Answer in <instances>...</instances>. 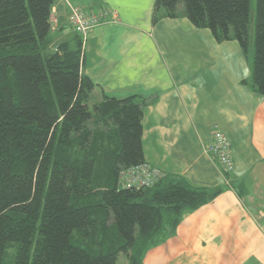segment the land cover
<instances>
[{"label":"trees","instance_id":"16d2710c","mask_svg":"<svg viewBox=\"0 0 264 264\" xmlns=\"http://www.w3.org/2000/svg\"><path fill=\"white\" fill-rule=\"evenodd\" d=\"M56 0H0V264H141L220 190L180 176L121 186L146 164L144 97H94L83 41L53 45ZM185 17L216 42L251 43L264 97V0H155L152 23Z\"/></svg>","mask_w":264,"mask_h":264},{"label":"crops","instance_id":"0c3cea01","mask_svg":"<svg viewBox=\"0 0 264 264\" xmlns=\"http://www.w3.org/2000/svg\"><path fill=\"white\" fill-rule=\"evenodd\" d=\"M67 1L84 13H116L88 33L81 71L95 85L96 99L148 100L145 162L193 187L221 191L185 213L141 264H264V97L252 87V43L245 54L236 41L218 43L185 17L153 24L155 0ZM69 14L66 2L56 0L54 46L75 40ZM216 129L230 144V174L203 150Z\"/></svg>","mask_w":264,"mask_h":264},{"label":"built area","instance_id":"2783aa9c","mask_svg":"<svg viewBox=\"0 0 264 264\" xmlns=\"http://www.w3.org/2000/svg\"><path fill=\"white\" fill-rule=\"evenodd\" d=\"M69 7V23L75 32L81 36L83 44L86 41L88 33L95 27L107 22L109 16L115 18V11L103 9L96 13H84L79 9L71 7L67 0H64ZM51 21L55 22L53 15ZM205 154L216 163L221 171L230 174L233 171L232 153L228 139L217 129L213 132L212 138L203 148ZM121 186L126 188H143L151 186L163 174L152 168L150 165L142 164L129 168L121 173Z\"/></svg>","mask_w":264,"mask_h":264},{"label":"rangeland","instance_id":"374dc122","mask_svg":"<svg viewBox=\"0 0 264 264\" xmlns=\"http://www.w3.org/2000/svg\"><path fill=\"white\" fill-rule=\"evenodd\" d=\"M124 259H125L124 256L120 255L119 259L117 261V264H121V263L125 262L126 260H124Z\"/></svg>","mask_w":264,"mask_h":264}]
</instances>
